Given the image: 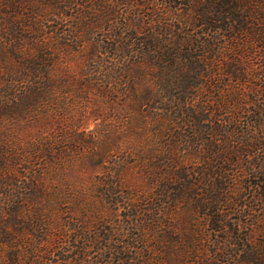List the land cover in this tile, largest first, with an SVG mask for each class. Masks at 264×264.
Here are the masks:
<instances>
[{"label":"trees","instance_id":"obj_1","mask_svg":"<svg viewBox=\"0 0 264 264\" xmlns=\"http://www.w3.org/2000/svg\"><path fill=\"white\" fill-rule=\"evenodd\" d=\"M182 1L187 13L180 25L188 30L167 27L157 14L152 23L162 29L142 34L128 15L115 25L118 14L103 0H0V264H47L39 255L52 248L71 254L64 263L81 264L93 246L105 264H264V242L239 236L240 223L227 220L233 207L246 208L244 190L254 204L248 208L264 207V163H254L264 150V128L244 123L240 107L244 84L257 87L260 76L264 82V56L261 75L254 67L258 49L264 55V0ZM77 59L84 62L79 73L69 63ZM95 88L121 95L137 110L162 106L151 128L116 135V146L137 159L147 192L137 199L133 189L123 193L125 185L110 172L94 182L90 201L105 209L104 200L118 205L116 195H128L122 203L135 212L129 221L152 239L129 243L119 231L103 235L101 211L90 223L94 235L88 218H62L64 206L85 198L56 189L51 176L73 169L71 155H85L99 140L61 126L36 129L86 116L83 102L93 98L84 96ZM197 160L202 174L193 167ZM241 172L258 179L246 181L242 193ZM141 202L158 210H143ZM176 206L183 210L177 230L171 225L159 235L151 214L161 217ZM201 226L208 229L196 234ZM210 233L230 234L232 241H212ZM50 237L54 243L46 247Z\"/></svg>","mask_w":264,"mask_h":264},{"label":"rangeland","instance_id":"obj_2","mask_svg":"<svg viewBox=\"0 0 264 264\" xmlns=\"http://www.w3.org/2000/svg\"><path fill=\"white\" fill-rule=\"evenodd\" d=\"M103 1L107 3L118 14L114 19L115 25L119 23L125 24V20H123L122 16L128 15L131 21H134V23L138 21L142 25L141 27H143V29H140V32L142 34L144 32L153 33L157 29V31H160V29H162L160 26H157L156 23H152L155 20V15L157 14L160 15L161 18L164 17L167 19V21H165L167 27L168 25H172L173 27H181L184 30L189 29L185 28L184 25H180L179 17L187 13L186 6L182 5L186 2L182 0H177V2H175L174 0ZM123 3L125 5L121 6ZM70 24L71 21L65 22V26L67 27H69ZM151 24H153L152 28L154 29H151ZM127 32L129 33L130 31H126V33ZM106 35L108 34L106 33ZM257 53L258 55L257 58H255L254 67L255 69H257L258 74L261 75V72L263 71V69L261 68V65L263 63L262 57L264 55L261 49H258ZM110 62L114 65L118 64L115 63V61ZM69 63L75 69L74 71H76V73H79L84 67V62L82 59H77ZM99 84L100 83L97 84V88ZM256 84L257 87H254L253 83L251 86V83L249 82H246L244 84V88L242 90L243 92H241L243 101L242 105H240L243 111L242 121L244 123H249L254 126L257 125V127L260 126L264 128V121L261 118L260 113V110L264 109L263 77L262 79L261 76L260 78L257 77L255 85ZM97 88L92 91H88L84 96V99L93 98V103L91 105L83 102L84 106L88 109V114L86 116L78 115L76 118L75 114L72 115V118L69 117L68 120H65L61 125L54 121L52 122V127L46 124L43 126H39L36 129V132L42 129H46V131L50 132L53 129H56L54 127L61 126V129L65 130L66 128H69L73 129V131L77 130V133H83L84 131H86L87 134H85L84 137L85 139H87V141H89L92 137H95L97 140H99L98 146L94 147L93 149L86 147L85 155L84 153L80 155H71V163H73L72 165H74L73 169H66L63 172L59 171L56 174H52L51 176V182L56 189L63 192L76 194L77 196L85 198L78 205L69 204L64 206L62 218H65V220H67L74 217L76 219L82 220L83 222H85V219L88 218V232L90 234L93 233L92 235H94V233H96V229L94 228V225L90 223L94 221L95 218L100 219L99 212L101 211L103 220L101 219L99 224L106 229L104 230L105 232L103 233V235H106L107 232L111 233L112 231H119L122 236L126 237V241L129 243H133V238L137 240L141 239L142 241L152 239L153 236H151V233L149 235L147 233L148 231H143V229L137 230L138 227H141V225L136 227V224L129 221V216L135 214V212L133 210H129L127 207H125L126 205L122 203L124 199H128L129 197L128 195L123 194L125 191H128V193H130L133 189L132 195L134 196L132 197L137 199L136 197L138 195H142L147 192L146 190L148 189V185L145 177L139 176V170L135 164L137 159L128 154L125 145L122 146L121 150L116 146V135L117 131L123 128L126 129L127 127L137 126L136 128L140 129L145 127L151 128L154 123V118L159 116L157 115L159 113L156 109H161L162 106L156 108L155 104L152 106L146 105L145 107L137 110L135 107H129L127 100H125L121 95L117 93L114 94V92L112 95L109 93L104 94L100 89ZM81 97H83V94H81ZM224 97L226 98L225 101H227V99L229 98L227 93L224 94ZM118 105H120L121 108H118ZM225 119L227 118L225 117ZM105 138H108V140ZM121 140L124 141V143L126 142L125 139ZM262 143L264 142H261V148H263ZM78 148L81 149L83 147L78 146ZM256 153L258 158L254 161V163L258 166L262 165L264 163V150L258 151ZM90 161H99L101 162V164L92 166L90 164ZM193 167L195 170H197V173L202 174L204 172V165L202 160L195 161ZM19 172L23 178V173L25 171L21 170ZM110 172L112 173L111 177L116 174V178L119 179L122 185H125V190L123 191V193H120L115 197V199L121 203H119L118 205H111L109 204V201L104 200L105 209L100 207L98 204L92 205L90 201L92 200V194L94 192V182L99 179L104 180L108 178L110 176ZM241 174L242 172L239 175L241 183L239 184L238 189L242 193L246 181L256 183L258 179H255L252 176H246L248 175L246 174V172L243 173V176ZM249 193V191L244 190L243 195L246 196V198L244 200L242 199L241 201L244 205H246V208L233 207L230 211V214L228 213L229 219L227 220L229 221L230 225H237V223H240V226L238 227L239 236L246 238L247 236L250 237L249 235H252L253 237L251 239H253L254 241L264 242V207L255 206L256 210L254 211L253 209L248 208V206H254L253 202L251 201V195ZM140 205L143 207V210L156 209L157 207L155 205L144 202H141ZM182 211V206H178V208L176 206L162 212V214H160L161 217L155 214H151V216L153 215L156 220H159L160 230L158 229L159 231L157 230L156 232H158L159 235H162L164 234L166 228L170 227L171 225V229L177 230V225L181 223V221L179 220V215L183 213ZM65 220H61L60 225L65 226ZM154 226L158 227L157 225ZM206 229H208V226L205 227V229H202L201 226L196 234H198L199 232L204 233ZM100 230L103 229L100 228ZM99 234L100 231L97 232V235ZM210 234V240L212 241L218 240L224 242V239L232 241V235L227 233L221 234L219 237H217V234ZM49 241L52 246L54 243V238L50 237L44 242L46 247L49 246ZM62 241L66 242L67 240L64 239ZM63 245L66 247L67 244ZM135 247L141 249L143 248V244L139 241V243L135 244ZM154 247V245H150V250L152 252H156L153 251ZM45 251L46 248L38 253L40 254ZM51 251L52 254H47L46 252L45 254L39 256L46 258L47 261L51 260L52 264H75L71 260L68 263L63 262V259L72 257L71 254H63L62 251L57 252L56 250L54 251L53 248ZM229 251H232V249H229ZM21 252V254L24 255L23 251ZM88 254L90 255H84L82 256V258H80V260L82 259L81 264L106 263V261L102 258L101 251L97 250V247L96 249H94L93 246ZM51 262L48 261L47 264H51ZM77 264H79V262Z\"/></svg>","mask_w":264,"mask_h":264}]
</instances>
